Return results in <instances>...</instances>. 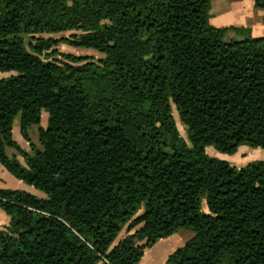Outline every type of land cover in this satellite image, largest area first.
I'll return each mask as SVG.
<instances>
[{
  "label": "trees",
  "instance_id": "1",
  "mask_svg": "<svg viewBox=\"0 0 264 264\" xmlns=\"http://www.w3.org/2000/svg\"><path fill=\"white\" fill-rule=\"evenodd\" d=\"M212 2L0 0V164L46 194L0 188V264H139L183 228L164 264H264V161L206 152L264 148V37L225 40ZM43 111L28 153L14 120L28 139Z\"/></svg>",
  "mask_w": 264,
  "mask_h": 264
},
{
  "label": "rangeland",
  "instance_id": "2",
  "mask_svg": "<svg viewBox=\"0 0 264 264\" xmlns=\"http://www.w3.org/2000/svg\"><path fill=\"white\" fill-rule=\"evenodd\" d=\"M213 0L210 9V23L211 25L218 28H226L225 40L230 39H243L246 35L251 37H264V10L252 5L253 0ZM79 31H66L56 34H43L41 37L45 38H65L73 34H78ZM247 38V37H245ZM58 52H60L56 57L58 59H64L60 54L69 53L73 54L76 57L82 59H93L99 60L104 57L103 54L99 53L94 49L79 48L74 47L65 42L59 43L57 46ZM13 73H2L0 72V79L8 77ZM174 116L178 126V129L182 137L188 141V135L181 124L178 114L174 109ZM48 124V112H42V118L40 125L31 127L29 130V138L26 139L23 137L20 131V118L17 117L14 120L13 124V137L19 143V145L28 153H32L33 148L41 149V144L39 141V129L40 126L46 127ZM10 156H16L21 161L23 160L22 156L12 149L7 150ZM206 152L210 157L226 160L235 165L236 167H244L252 161H264V148L261 147H249L247 145H242L238 148V151L234 154L222 153L218 151L213 146H208ZM9 176V177H8ZM0 188L5 189H17L31 193L39 198H45L46 194L34 186L29 185L16 177L11 173L6 171L0 164ZM206 210V207L203 206ZM141 209L139 213H141ZM10 216L0 207V230H3L4 227L9 224ZM126 234V228L121 232L119 239ZM194 232L189 229H180L174 235L159 240L153 247L146 250L144 256L142 257L139 264H143L145 261H149L148 258L154 257L153 264H164L168 259V256L172 254L175 250L182 247L189 239L192 238Z\"/></svg>",
  "mask_w": 264,
  "mask_h": 264
},
{
  "label": "crops",
  "instance_id": "3",
  "mask_svg": "<svg viewBox=\"0 0 264 264\" xmlns=\"http://www.w3.org/2000/svg\"><path fill=\"white\" fill-rule=\"evenodd\" d=\"M222 1H220L219 2V0H218V3H221ZM249 2H250V0H249ZM253 4L252 5H255L254 4V1L252 2ZM9 177V176H8ZM149 259V261H145L143 264H153V261H154V257L152 256V257H150V258H148Z\"/></svg>",
  "mask_w": 264,
  "mask_h": 264
}]
</instances>
